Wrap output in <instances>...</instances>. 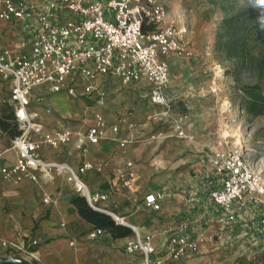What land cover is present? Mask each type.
I'll return each instance as SVG.
<instances>
[{
    "label": "crops",
    "instance_id": "1",
    "mask_svg": "<svg viewBox=\"0 0 264 264\" xmlns=\"http://www.w3.org/2000/svg\"><path fill=\"white\" fill-rule=\"evenodd\" d=\"M171 5L168 20L178 29H185L188 17L173 2ZM208 32L199 37V31L191 30L190 38L188 34L185 36L194 57L170 58L168 96L174 99L177 114H173L177 120L182 118L187 138L178 135L177 123L173 121L150 120L151 109L160 107L151 103L146 81L124 85L113 77H99L93 84L105 91L103 104L97 93L73 97L65 91L54 93L49 86H40L33 90L30 109L46 131L75 127L85 132L100 112L110 126L120 127L119 137L131 139L122 150L108 131L99 144H87L86 151L71 142L45 148L42 156L52 162H66L76 169L85 163L92 164L95 168L83 179L91 191L111 193L101 206L125 217L143 235H151L158 258L168 259L169 238L179 231L181 223L187 222L189 230L204 241L197 254L184 258L180 264H249L244 256L253 248L243 243L263 236L262 206L251 201L237 202L232 208L234 220L224 223L220 221L222 210L210 197L221 183L207 152L229 145L224 139L225 131L217 132L220 87L217 63L212 57L215 41L211 29ZM30 40L28 21H0V54L6 49L27 50ZM79 84L82 87L86 82ZM3 102L11 104V81L0 74V103ZM227 103L224 101V105ZM192 110L193 113L189 112ZM130 123L135 127L130 128ZM7 140L0 138V154L3 162L15 164L17 153ZM128 161L136 164V178L130 187H124L116 172ZM158 192L165 197L160 210H153L145 205V198ZM47 197L49 203L44 201ZM76 197L82 196L75 192L67 174L52 172L41 177L39 183L30 180L16 183L0 176V258L7 256L2 241L25 246L35 240L37 245L33 249L39 257L35 264H143L141 253L129 254L125 249L131 237L114 238L104 231L102 236L90 239L96 227L80 215L74 204Z\"/></svg>",
    "mask_w": 264,
    "mask_h": 264
},
{
    "label": "built area",
    "instance_id": "2",
    "mask_svg": "<svg viewBox=\"0 0 264 264\" xmlns=\"http://www.w3.org/2000/svg\"><path fill=\"white\" fill-rule=\"evenodd\" d=\"M168 14L163 0H0V21L26 20L31 33L27 50L6 49L0 54V74L11 81V104L18 128V135L11 141L17 162L5 163L0 154V176L16 183L24 180L39 183L41 177L52 172L67 174L75 192L93 209L132 229L134 236L126 242L125 249L129 254L141 253L143 264H168V261L180 264L184 258L200 251L204 239L195 236L189 230V223L183 222L168 240V259L158 258L151 235H143L125 217L101 206L111 193L93 192L83 179L95 168L92 164L85 163L76 169L66 162L48 161L42 156L45 148L71 142L86 151L87 144H99L108 131L122 150L131 139L119 137L120 127L110 126L100 112L85 132L75 127L46 131L30 106L33 90L40 86H49L54 93L65 91L73 97H91L97 93L103 104L105 91L93 84L99 77H113L124 85L146 81L151 103L163 110L151 118L177 123L178 135L187 138L182 118L174 117V100L168 96L170 58H192L194 51L187 48L184 40L187 28L178 29L168 20ZM144 25L153 29L146 33ZM82 81L86 84L80 87ZM37 101L42 102V98ZM47 112L51 113V109ZM129 127L135 125L130 123ZM207 155L220 178V188L211 191L210 197L223 212L221 222L234 220L232 208L237 202L253 201L264 207V182L241 148L228 146L209 151ZM135 166L133 161H128L116 172L124 187H130L135 180ZM96 169L102 171L101 167ZM164 197L162 192L150 194L145 198V205L160 210ZM44 201L49 203V198ZM260 228L264 232V218ZM103 234V229L96 228L89 238L94 240ZM1 245L7 250L6 258H22L31 264L39 261L33 249L37 245L35 240L25 246L4 240Z\"/></svg>",
    "mask_w": 264,
    "mask_h": 264
},
{
    "label": "trees",
    "instance_id": "3",
    "mask_svg": "<svg viewBox=\"0 0 264 264\" xmlns=\"http://www.w3.org/2000/svg\"><path fill=\"white\" fill-rule=\"evenodd\" d=\"M219 3L222 18L215 35L216 55L225 76L233 81L235 96L245 114L264 115V0H211ZM153 26L144 25L149 32ZM18 135L14 110L0 103V138L12 141ZM74 204L82 217L114 238L133 236L131 228L117 224L108 214L93 209L83 197ZM12 264V263H4ZM35 264V263H34Z\"/></svg>",
    "mask_w": 264,
    "mask_h": 264
},
{
    "label": "rangeland",
    "instance_id": "4",
    "mask_svg": "<svg viewBox=\"0 0 264 264\" xmlns=\"http://www.w3.org/2000/svg\"><path fill=\"white\" fill-rule=\"evenodd\" d=\"M163 2L168 7V11L173 10L171 5L173 2L176 6L175 8L181 10L182 14L188 17L189 21L185 25L188 30V38H190L191 30L194 32L199 31L198 36L202 37L208 32V29H211L215 41L218 23L222 18L218 2H215L214 4H212L211 0H163ZM199 23L202 26L199 27ZM193 24H195V26H193ZM208 34H210V32H208ZM212 57L217 63L216 72L219 76V98L221 99L216 117L217 132L219 133L221 130L230 132L229 134H226V137L224 138L226 143L229 146L241 148L243 150L247 158L255 166L257 175L261 177L264 182V115L251 119L245 114L239 101L234 95L235 89L233 81L230 77L225 76L224 66L220 64V61L217 58L216 47ZM224 101L228 102L227 105H224ZM162 111V108L153 107L150 111V115L161 113ZM181 111H186V109H181ZM189 112L193 113L194 111L192 110ZM174 113L177 114V111H174ZM150 120L153 121L152 118ZM156 121L158 120L153 122ZM161 126L168 125L161 124ZM251 202L262 206L253 201ZM262 208L263 211L260 221L264 218V207L262 206ZM250 239L251 240L247 241L246 244L243 243L246 247L248 245L253 248L249 254H245V262L249 264H264V232L261 238ZM29 242L30 241L25 245H28Z\"/></svg>",
    "mask_w": 264,
    "mask_h": 264
},
{
    "label": "water",
    "instance_id": "5",
    "mask_svg": "<svg viewBox=\"0 0 264 264\" xmlns=\"http://www.w3.org/2000/svg\"><path fill=\"white\" fill-rule=\"evenodd\" d=\"M12 263V264H31L29 261L17 257L0 258V264Z\"/></svg>",
    "mask_w": 264,
    "mask_h": 264
},
{
    "label": "bare ground",
    "instance_id": "6",
    "mask_svg": "<svg viewBox=\"0 0 264 264\" xmlns=\"http://www.w3.org/2000/svg\"><path fill=\"white\" fill-rule=\"evenodd\" d=\"M228 107H229V105H228ZM229 133H230L229 131H226V132H225V137H226V134H229Z\"/></svg>",
    "mask_w": 264,
    "mask_h": 264
}]
</instances>
